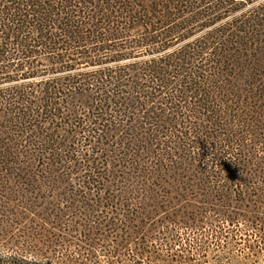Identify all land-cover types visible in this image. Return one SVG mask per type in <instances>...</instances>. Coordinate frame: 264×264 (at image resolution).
Here are the masks:
<instances>
[{"label":"trees","instance_id":"trees-1","mask_svg":"<svg viewBox=\"0 0 264 264\" xmlns=\"http://www.w3.org/2000/svg\"><path fill=\"white\" fill-rule=\"evenodd\" d=\"M25 69L22 80L74 75L0 92V120L16 125L5 134L82 170L84 190L138 189L155 204L139 208L145 221L162 213L161 225L195 233L180 261L264 264V0H0V84ZM57 121L62 142L34 126ZM116 233L123 250L141 236L146 254L155 231Z\"/></svg>","mask_w":264,"mask_h":264},{"label":"rangeland","instance_id":"rangeland-1","mask_svg":"<svg viewBox=\"0 0 264 264\" xmlns=\"http://www.w3.org/2000/svg\"><path fill=\"white\" fill-rule=\"evenodd\" d=\"M193 40L190 38L186 42ZM127 62L95 68L112 69L127 65ZM38 65L37 70L40 71L49 68L45 67L48 65L43 62H39ZM78 71L88 72L89 68L81 65L75 72ZM28 73L30 71L25 69L24 73L5 76V78L14 77L16 81L1 83L0 92L25 86L41 91V81L62 78L68 74L74 75V72H71L22 80L21 75ZM3 103L0 101V110H3L1 107ZM67 108L64 105L62 112H66ZM127 123H132V118ZM32 125L26 126L32 130ZM35 125L43 130L54 128L55 134L58 133L56 140L61 142L64 140L60 133L63 122H54L52 126L48 123ZM9 126L16 127L13 123L8 125L0 120V264H247V262H214L211 255L207 259L190 258L191 262L183 259L180 261L174 255L179 258L186 256L182 254V249L188 247V244L191 245L192 238L196 237L195 233H187L175 226L161 225L166 218L162 213L149 216L145 221L143 218L145 214L140 215L139 208L150 213L151 206L154 207L155 204L145 195L131 194L138 191L134 187L94 186L84 190L77 184V176L84 174L82 170L74 172L60 166H52L47 161L49 157L44 156L46 153L52 155V152L42 153L40 148L32 146L30 140H19L20 135L13 133L5 134L7 130L4 131L3 128ZM81 141L82 139H77L71 149L76 150L82 145ZM86 151H89L86 154L89 156L88 147L83 148L81 152ZM101 157L104 155H94L92 159L98 165H104ZM73 158L83 164L81 156L77 155ZM87 159L89 160L88 157ZM99 159L101 163L97 162ZM64 167L70 166L64 165ZM99 173L103 174V171ZM117 191L125 194L120 198ZM112 196L117 200V211L111 210L109 203L105 204ZM71 199L74 201L72 202ZM169 201L172 203L170 198ZM87 206L97 211L91 212L90 209L85 208ZM103 206L104 209H101ZM128 220L132 223L127 224ZM142 222L145 224L141 228ZM110 224L113 227H109L112 226ZM137 227L147 236L151 234V230L155 231L153 236H149L150 239L143 242L146 254L138 251L141 236L125 244L128 250L116 246L119 237H125L116 232L129 234ZM169 230L177 232L178 238L187 242L181 240L178 243L174 242V239L165 235ZM178 260L180 262H175Z\"/></svg>","mask_w":264,"mask_h":264}]
</instances>
